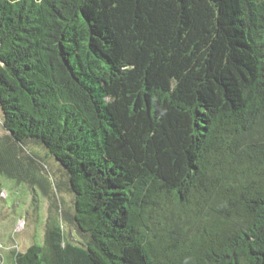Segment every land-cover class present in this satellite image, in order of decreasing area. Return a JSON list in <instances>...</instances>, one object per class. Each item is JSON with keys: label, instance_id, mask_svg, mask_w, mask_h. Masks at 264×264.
<instances>
[{"label": "trees", "instance_id": "trees-1", "mask_svg": "<svg viewBox=\"0 0 264 264\" xmlns=\"http://www.w3.org/2000/svg\"><path fill=\"white\" fill-rule=\"evenodd\" d=\"M0 110L77 232L14 264H264V0H0Z\"/></svg>", "mask_w": 264, "mask_h": 264}, {"label": "rangeland", "instance_id": "rangeland-1", "mask_svg": "<svg viewBox=\"0 0 264 264\" xmlns=\"http://www.w3.org/2000/svg\"><path fill=\"white\" fill-rule=\"evenodd\" d=\"M1 117L0 110V136H3L6 132ZM20 155L26 158L32 153L26 149ZM41 163L46 165L44 177L49 181L44 190L35 183L23 180L17 183L0 175V264H14V255L32 245L45 247L53 226L59 225L67 238L77 237L71 222L72 200L66 177L54 159L46 158Z\"/></svg>", "mask_w": 264, "mask_h": 264}]
</instances>
